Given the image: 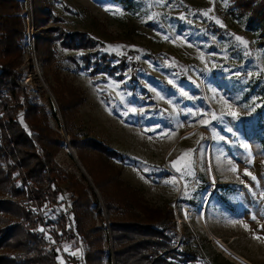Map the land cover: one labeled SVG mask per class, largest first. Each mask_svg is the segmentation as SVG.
Here are the masks:
<instances>
[{
  "label": "rangeland",
  "instance_id": "obj_1",
  "mask_svg": "<svg viewBox=\"0 0 264 264\" xmlns=\"http://www.w3.org/2000/svg\"><path fill=\"white\" fill-rule=\"evenodd\" d=\"M14 1L25 27L16 68L22 101L43 108L45 124L63 139L55 164L98 192L91 199L102 207L103 220L94 213L97 227H106L102 264H117L113 216L71 143L52 90L79 102L73 135L82 127L126 157L122 163L85 151L87 168L99 181L111 178L113 191L172 211L175 240L197 254L196 264H264V25L251 21L246 0ZM51 29L84 34L94 48L47 46ZM18 114L25 127L24 112ZM70 197L66 192L47 206L45 219L55 223L66 214L71 221ZM55 229L40 228L48 252L58 253L59 264H77L70 259L81 261L85 246L79 239L57 242Z\"/></svg>",
  "mask_w": 264,
  "mask_h": 264
},
{
  "label": "trees",
  "instance_id": "obj_2",
  "mask_svg": "<svg viewBox=\"0 0 264 264\" xmlns=\"http://www.w3.org/2000/svg\"><path fill=\"white\" fill-rule=\"evenodd\" d=\"M243 9L250 12L252 22L264 25V0H246ZM20 12L21 7L14 0H0V109L3 112L0 117V264H59L58 253L47 250L48 239L40 231L44 226H55L53 237L57 242L79 239L85 246L81 261H71L102 264L107 255L103 250L106 227H97L93 219L97 213L103 220L101 204L91 199V195L95 198V191L55 164V154L63 147V139L45 124L43 108L22 101L24 94L16 73L25 35ZM47 34L46 43H50L47 46L59 43L60 47L73 51L94 48L92 40L81 33L51 29ZM38 39H41L39 35ZM88 62L87 56V65ZM52 91L64 115L66 131L74 137L71 143L102 195L105 209L113 216L110 230L117 264H196L197 254L189 246L180 248L181 244L178 246L175 240L174 227L168 219L169 214L174 219L172 211L163 214L147 208L140 198L130 196L128 191H113L109 185L111 178L99 181L87 168L85 151L122 163L126 157L96 140L82 127L77 137L73 135L71 120L78 100L66 101L61 91ZM20 111L24 112L25 127L20 121ZM53 118L61 129L55 113ZM262 145L264 148V140ZM82 181L86 182L84 178ZM66 192L71 194V221L66 214L55 223L46 220V207L57 205Z\"/></svg>",
  "mask_w": 264,
  "mask_h": 264
},
{
  "label": "snow or ice",
  "instance_id": "obj_3",
  "mask_svg": "<svg viewBox=\"0 0 264 264\" xmlns=\"http://www.w3.org/2000/svg\"><path fill=\"white\" fill-rule=\"evenodd\" d=\"M217 23H219V21H217ZM236 39L237 40H240L241 43L246 44V42L243 41L240 37H236ZM233 115H235V113H233ZM188 155H189V153H184V154L181 155V157H178L177 161L173 163V167H176L177 164H179L182 160H184V158L186 156H188ZM184 167H185L186 170H189L190 171V161L187 162ZM177 170L180 171L181 169L178 168Z\"/></svg>",
  "mask_w": 264,
  "mask_h": 264
},
{
  "label": "built area",
  "instance_id": "obj_4",
  "mask_svg": "<svg viewBox=\"0 0 264 264\" xmlns=\"http://www.w3.org/2000/svg\"><path fill=\"white\" fill-rule=\"evenodd\" d=\"M27 22H28L29 26L27 27L26 32H27V36H28V41L31 43L34 41V30L31 27V24H32L31 16H28Z\"/></svg>",
  "mask_w": 264,
  "mask_h": 264
},
{
  "label": "water",
  "instance_id": "obj_5",
  "mask_svg": "<svg viewBox=\"0 0 264 264\" xmlns=\"http://www.w3.org/2000/svg\"><path fill=\"white\" fill-rule=\"evenodd\" d=\"M51 95V97H52V101H53V103H55L56 104V101H55V99H54V97L52 96V94H50ZM79 165H80V163H78ZM80 167H81V169L83 170V172H84V174L86 175V177L88 178V180H90V178L88 177V175L86 174V172L84 171V168L80 165ZM92 183V182H91ZM93 185V184H92ZM94 186V185H93ZM96 191V190H95ZM96 194L98 195V192L96 191ZM99 197V196H98ZM100 202L102 203V201H101V199H100Z\"/></svg>",
  "mask_w": 264,
  "mask_h": 264
}]
</instances>
